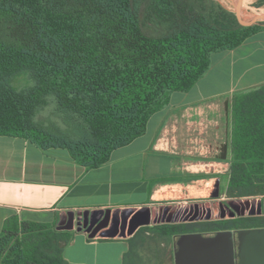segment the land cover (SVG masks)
I'll return each instance as SVG.
<instances>
[{
  "label": "trees",
  "instance_id": "trees-1",
  "mask_svg": "<svg viewBox=\"0 0 264 264\" xmlns=\"http://www.w3.org/2000/svg\"><path fill=\"white\" fill-rule=\"evenodd\" d=\"M260 31L264 21L242 25L217 0H0V135L67 149L86 169L100 167L146 132L173 92L189 91L213 54ZM50 105L55 119L40 117ZM231 114L228 195L264 194V85L236 94ZM262 226L261 216H236L144 227L136 238ZM71 238L56 223L11 216L0 232V264H69ZM135 257L133 249L125 264Z\"/></svg>",
  "mask_w": 264,
  "mask_h": 264
},
{
  "label": "crops",
  "instance_id": "crops-1",
  "mask_svg": "<svg viewBox=\"0 0 264 264\" xmlns=\"http://www.w3.org/2000/svg\"><path fill=\"white\" fill-rule=\"evenodd\" d=\"M263 85L260 31L233 50L213 54L209 71L189 91L173 92L169 105L149 119L146 132L114 150L100 167L86 169L67 149H41L24 138L0 135V232L14 215L56 223L58 229L73 214L74 228L64 230L72 235L63 252L69 264H125L144 227L234 218L211 217L203 210L191 220L186 214L192 207L234 201L228 195L233 97ZM141 211H148L147 219L129 234L131 219ZM94 212L110 217L100 218L90 231L79 230L80 219L90 224ZM155 212L162 219L155 220ZM116 213H126V222L123 216L114 220ZM194 229L183 233L221 230ZM179 234L172 235L173 253Z\"/></svg>",
  "mask_w": 264,
  "mask_h": 264
},
{
  "label": "water",
  "instance_id": "water-1",
  "mask_svg": "<svg viewBox=\"0 0 264 264\" xmlns=\"http://www.w3.org/2000/svg\"><path fill=\"white\" fill-rule=\"evenodd\" d=\"M240 7L241 4L239 3L237 17L242 25L249 26L264 21V14L255 16L251 21L242 20L238 13ZM248 201L245 200V202ZM237 203V201H231L232 205ZM257 208V210H251L248 214H262L264 202H259ZM239 215L246 214L245 212H239ZM223 216H225V213ZM88 219L90 224L87 220L80 219L78 222L79 230L87 228L90 231L100 218L94 219L91 214ZM74 221V216L71 214L70 221L59 226L58 229H73L75 226ZM138 226L139 224L131 228L129 234H132ZM176 245L174 264H264V226L219 230L211 235L200 232L182 233L179 234Z\"/></svg>",
  "mask_w": 264,
  "mask_h": 264
},
{
  "label": "rangeland",
  "instance_id": "rangeland-1",
  "mask_svg": "<svg viewBox=\"0 0 264 264\" xmlns=\"http://www.w3.org/2000/svg\"><path fill=\"white\" fill-rule=\"evenodd\" d=\"M225 5L227 8L235 12L237 15L239 3L241 4L239 16L244 21H251L255 16L261 14L264 11V0H217ZM27 80L22 77L18 80V86H24ZM42 118H54L52 115V105L46 107L40 113ZM234 201L244 202L245 200L253 201L258 205L259 202H264V194H257L254 196L233 198ZM227 212L233 215V209L228 206ZM238 216L237 214L234 215ZM264 218V211L261 215ZM157 226V225H154ZM152 226V227H154ZM139 242L136 244L137 249H135L136 257L134 262L136 264H174V253H173V238L165 236L163 234H153L148 235L143 233L138 238Z\"/></svg>",
  "mask_w": 264,
  "mask_h": 264
},
{
  "label": "flooded vegetation",
  "instance_id": "flooded-vegetation-1",
  "mask_svg": "<svg viewBox=\"0 0 264 264\" xmlns=\"http://www.w3.org/2000/svg\"><path fill=\"white\" fill-rule=\"evenodd\" d=\"M230 206L233 209V215L237 214L238 216H255V215H261V214H255V215H250L248 214L251 210H257L258 205L255 204V202L253 201H248V202H238L237 204L232 205L231 203L225 205V204H220V205H208L206 206V208L204 209L203 207L199 208V207H192L190 210L187 211V217H189L191 220L196 219L197 217L202 216L205 211V213H207V215L209 216H221V217H226L228 215L227 212V207ZM204 210V211H203ZM239 212H245L246 215H239ZM225 213V216H223V214ZM94 219H98V218H103L106 217V219H109L110 217V213L106 214V213H101V212H94L92 213ZM115 218L114 220H118L120 217L123 216V221L124 223L127 220V216L126 213H123V215L121 216L119 213L114 214ZM126 216V217H125ZM148 216V211H141L139 213H137L130 221L129 223V229L133 228L139 221H143L145 219H147ZM154 217L155 220H159L162 219V215L159 214L158 212L154 213ZM235 217V216H233Z\"/></svg>",
  "mask_w": 264,
  "mask_h": 264
},
{
  "label": "bare ground",
  "instance_id": "bare-ground-1",
  "mask_svg": "<svg viewBox=\"0 0 264 264\" xmlns=\"http://www.w3.org/2000/svg\"><path fill=\"white\" fill-rule=\"evenodd\" d=\"M261 14H264V11Z\"/></svg>",
  "mask_w": 264,
  "mask_h": 264
}]
</instances>
